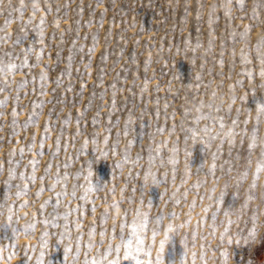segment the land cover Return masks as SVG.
<instances>
[{
    "label": "rangeland",
    "instance_id": "1",
    "mask_svg": "<svg viewBox=\"0 0 264 264\" xmlns=\"http://www.w3.org/2000/svg\"><path fill=\"white\" fill-rule=\"evenodd\" d=\"M224 2L0 0V56L14 65L13 78L0 82V200L20 192L23 199L13 207L25 205L34 224L20 242L0 225V242L15 253L9 264H31L29 257L41 252L46 264H65L63 245L48 246L50 237L68 244L69 264L90 262L89 243L105 245L104 252L111 236H120L121 223L128 235L127 217L108 222L104 208L114 199L121 206L151 203L153 221L176 214L177 224L186 225L180 231L191 248L188 264H264V217L256 208L218 226L212 214L233 207L236 193L225 190L219 209L200 213L202 190L181 184L185 171L201 170L203 162L246 171L250 142H225L210 154L202 143L191 147L181 126L189 102L212 88L226 100L235 93L232 119L248 132L253 123L236 107L264 104L262 58L255 51L264 35V0H227V9ZM130 113L136 116L131 126ZM149 157L175 183L179 203L138 179ZM87 161H93V177ZM183 254L179 238L170 236L164 264H182ZM120 264L135 261L122 252Z\"/></svg>",
    "mask_w": 264,
    "mask_h": 264
},
{
    "label": "clouds",
    "instance_id": "2",
    "mask_svg": "<svg viewBox=\"0 0 264 264\" xmlns=\"http://www.w3.org/2000/svg\"><path fill=\"white\" fill-rule=\"evenodd\" d=\"M223 7L228 8L227 0H225ZM247 30L245 29V32ZM255 51L259 57L262 58V68L260 76L264 79V35L259 37L257 44L255 45ZM14 65L7 58L0 56V82H7L14 76ZM211 87V86H210ZM235 93H231L228 99L219 91V89L212 88L211 92L206 98L194 99L185 108V115L181 119V126L185 129L188 140L193 144L199 142L205 145L207 153L210 154L214 148H218L220 144L227 143L234 145L237 140L248 138L254 147L249 148L247 156L245 157L246 163L243 165L246 171H241L240 166H234L233 163H228V168L225 170L224 164H215L208 167L204 164L202 169L189 173L185 171L184 179L181 180V184L190 185L195 184L198 189L202 190L200 200V213L208 212L213 205L220 208V201L218 199L225 190L231 189L236 193L237 202L233 207L223 211V215L220 216L218 212L216 214V225L222 226L223 219L233 218L239 220L245 215V209L248 206L254 207L260 213L261 217H264V104H257L255 110H249L248 108L240 105L236 107V111H244L249 115L250 120L253 123V128L250 132L240 129L236 120L232 119L231 112L233 107L239 104V101L234 98ZM136 119L135 114L130 113L127 116V124L133 125ZM247 123V121L245 122ZM249 145V144H248ZM100 158H104L102 153ZM99 158V159H100ZM170 160L173 157H169ZM240 157L236 158L235 164H239ZM163 162H161L162 164ZM261 165L257 170V165ZM188 164V161H187ZM93 161L86 162L85 171L88 177H93ZM213 168L219 169V174L213 173ZM143 186H146L147 190L150 185H157L163 189V193L169 200H174L176 203L180 201L176 199V185L174 182L168 183L167 177L160 170V165L154 163L152 158L149 157L148 164L146 165L142 175L138 177ZM164 180V184L160 181ZM91 183V181H90ZM254 185V187H253ZM255 192V197L251 195ZM170 193V194H169ZM23 199L22 195L17 193H9L0 200V225H6L12 229L13 236L20 242L23 237L28 235L26 227L31 225L28 222V215L25 212V205H21L20 208L15 209L13 205L16 203V199ZM246 205V206H245ZM151 203H145L143 200L135 206H121L115 199L109 204L105 205V212L110 224L117 225L119 222L127 217L129 224H135L137 227L142 225L146 221V228L141 231V235L144 238V246L151 247V257L153 264H164L163 254L165 252V246L170 236H176L179 238L184 248L182 264H188V258L191 253L187 239L184 237L180 228L186 227V225H178L176 214L171 216L167 214L160 215L159 221L157 219L153 221L151 219ZM207 209V211H205ZM227 212V215L225 213ZM15 218V219H14ZM126 225V226H127ZM17 226L20 230H16ZM153 232L155 235L153 236ZM55 241L60 245H63L65 264H69L68 254L71 251L67 243L63 238L53 239L49 238L48 246ZM183 241V243H182ZM111 245L114 255H104L101 249L105 246L101 244L99 247L95 244H91L90 251L94 253V260L97 264H120L121 253L124 249L121 242V229L120 236L113 235L110 238V242L107 245ZM121 245L119 253L115 251L116 246ZM10 244L0 242V260L4 261V264H9V258L15 259V256L10 252ZM194 247V246H193ZM66 250H69L66 254ZM47 253H43L41 257L42 264H46L45 256ZM35 254L29 257V261L33 264L36 261ZM93 259L89 262L92 264ZM71 264H77L75 258Z\"/></svg>",
    "mask_w": 264,
    "mask_h": 264
},
{
    "label": "snow or ice",
    "instance_id": "3",
    "mask_svg": "<svg viewBox=\"0 0 264 264\" xmlns=\"http://www.w3.org/2000/svg\"><path fill=\"white\" fill-rule=\"evenodd\" d=\"M248 147L252 148V147H254V144L250 141ZM213 167H214V165H213ZM260 167H261V165H259V163H258L257 170H259ZM10 175H11V170H10ZM32 179H35V177L33 176ZM253 187H254V185H253ZM25 188H27V185H25ZM20 194H21L20 192H17L18 196ZM205 211H207V209H205ZM225 215H227V212L225 213ZM65 219H66V217H65ZM252 219H253V221H255V219H256L255 213L253 214ZM212 220H213V222H215L216 213L212 214ZM158 221H159V218H157V223H158ZM44 223L47 224L48 221L45 220ZM231 223H232V221H231V219H229L228 224H231ZM53 226H55V225H53ZM212 226L215 227V224L213 223ZM77 227H79V225H77ZM29 228H34V224L27 226L26 230H28ZM120 228H121V242H122L123 249H124V257L125 258L131 257V259H133L135 261V264H153V261L151 259V247L149 246L146 248L144 246V238L141 235V231L144 228H146V221L142 225H140L139 227H137V225H135V224L127 225V228L129 231H128V235L126 238L124 236L125 224L121 223ZM227 231H228V228L225 227L224 232H227ZM93 234H94V232L90 231L89 235L91 236ZM253 234H254V230H253ZM44 235H47V233H44ZM100 235H101V238H103V235H104L103 232H101ZM154 235H155V232H153V236ZM221 236L223 237V233L221 234ZM194 239H195V233H193V240ZM182 243H183V241H182ZM13 247H15L14 244H13ZM41 247L43 248L44 245H41ZM88 247L89 248L91 247V243L88 244ZM111 250L112 249H111V245H110L108 249H105L104 255L107 256ZM120 250H121V245H117L115 251L117 253H119ZM68 251L69 250H66V254ZM12 254L14 255L15 253H12ZM140 254H144L146 257H149V258L146 260H141V259H139ZM75 255L76 256L79 255V241H77V250H76ZM224 255L226 258L227 253L225 252ZM42 256H43V252H41L40 255L37 256L35 264H42V262H41ZM201 259H203V254L201 255ZM193 260H195V253H193ZM85 264H89L87 259L85 260ZM92 264H97V262L93 259Z\"/></svg>",
    "mask_w": 264,
    "mask_h": 264
}]
</instances>
